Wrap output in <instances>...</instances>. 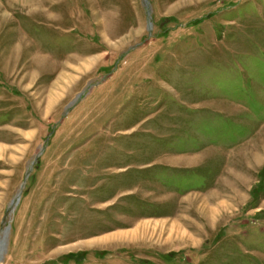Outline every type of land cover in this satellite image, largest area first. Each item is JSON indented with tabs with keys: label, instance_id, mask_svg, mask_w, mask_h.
I'll return each mask as SVG.
<instances>
[{
	"label": "rangeland",
	"instance_id": "1",
	"mask_svg": "<svg viewBox=\"0 0 264 264\" xmlns=\"http://www.w3.org/2000/svg\"><path fill=\"white\" fill-rule=\"evenodd\" d=\"M0 264H264V0H0Z\"/></svg>",
	"mask_w": 264,
	"mask_h": 264
}]
</instances>
